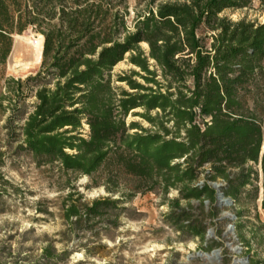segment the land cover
Here are the masks:
<instances>
[{
  "label": "trees",
  "instance_id": "obj_1",
  "mask_svg": "<svg viewBox=\"0 0 264 264\" xmlns=\"http://www.w3.org/2000/svg\"><path fill=\"white\" fill-rule=\"evenodd\" d=\"M155 3L137 13L131 29L127 0H0V63L12 50L14 32L35 26L43 36L41 69L24 80L9 77L5 86L16 98L13 112L34 91L32 110L22 113L19 146L38 166L56 165L68 176L59 204L67 236H99L117 227L128 203L158 186L163 194L179 192L170 201L169 223L206 239L203 202L214 205L216 190L196 181L207 164V180L224 179L226 196L236 200L257 176L246 164L260 161L264 208V22L220 15L252 0ZM127 54L139 70L118 76L129 90L116 89L110 71ZM139 107L144 112L137 115L155 131L126 122ZM155 109L162 114L152 115ZM14 119H7L9 126ZM96 173L106 174L110 195L87 200L69 176ZM193 199L200 216L191 214ZM217 214L211 207L207 215ZM239 237L251 246L241 226ZM71 253L49 243L41 264L62 263Z\"/></svg>",
  "mask_w": 264,
  "mask_h": 264
},
{
  "label": "rangeland",
  "instance_id": "obj_2",
  "mask_svg": "<svg viewBox=\"0 0 264 264\" xmlns=\"http://www.w3.org/2000/svg\"><path fill=\"white\" fill-rule=\"evenodd\" d=\"M150 1L127 0L126 19L131 29L137 13H146ZM161 1L173 0H156V3ZM220 15L227 16L232 21L245 18L263 23L264 0H252L248 7L225 10ZM15 34H25L32 40V46L21 52V59L28 58L35 51L34 46L37 47L42 39V33L35 26H28L22 33L14 32L13 39ZM141 47L147 48V44L142 43ZM9 56L5 63H0V102L3 105L0 108V190L3 191L0 200V264H41L42 248L49 243L55 245L58 251L66 248L72 251L67 260L58 264H233L237 256L248 255L253 256L257 264H264L263 173L260 161L246 164V167L251 166L257 172V176L252 178V184L243 190L239 198L234 200V205L218 207L209 203L207 208L203 202L207 230L213 229L210 238L202 240L188 232H180L171 225L166 215L171 210L170 201L178 197L179 192L176 188H170L168 193L163 194L158 186L152 191L137 194L128 203L130 210L120 217L117 227L108 231L102 229L99 236H95L93 232H88L82 237L64 234L66 226L61 218L59 204L60 198L68 192V176L61 174L56 165L38 166L32 155L20 148L19 126L25 118L22 113L32 110L34 91L21 102L22 108L13 112V102L16 98L5 86L9 77L24 80L28 76H34L41 69L42 60L32 69L23 71L9 66ZM134 70L139 68L129 61L127 54L110 71L113 86L116 89L121 87L129 90L125 82L118 80V76ZM134 78L145 83L138 76ZM157 78L161 76L158 75ZM140 112H144L142 107L131 110L126 122L129 124L136 121L155 131L153 125L137 115ZM151 114L161 115L162 112L155 109ZM9 117L15 118L10 126L7 123ZM168 125L171 127V123ZM134 131L135 129L129 130L130 133ZM209 169L208 164L203 167L204 172L199 174L197 185L210 181L206 177ZM232 172L237 173L238 169H233ZM69 177L71 184L77 186L87 200L110 195L106 190L105 173H96L94 177L74 174ZM215 182L222 183L224 187L227 184L222 178L216 179ZM117 188L125 189V183L119 182ZM118 196L119 194L115 195ZM180 203L186 207L188 202L181 200ZM191 203L194 205L191 209L193 217L200 216L201 210L197 208L199 201L193 199ZM211 207L218 212L215 218L207 215ZM39 208L47 211L39 212ZM222 211H229L235 214L236 218L217 220ZM230 224L235 226L237 241H234L228 229ZM239 226L242 234L251 243L249 248L239 237ZM254 234L256 236H253ZM236 245L243 247L240 254L231 250L232 247L235 249ZM214 249H220L218 257L204 259L197 256L200 251L211 253ZM87 250L91 252L88 253Z\"/></svg>",
  "mask_w": 264,
  "mask_h": 264
},
{
  "label": "water",
  "instance_id": "obj_3",
  "mask_svg": "<svg viewBox=\"0 0 264 264\" xmlns=\"http://www.w3.org/2000/svg\"><path fill=\"white\" fill-rule=\"evenodd\" d=\"M9 58H10V56H9ZM208 183H209V185H211L216 190V203H215L216 206L222 207V205H225L227 207H230V206L234 205V199L230 196H226V194L223 190L224 185L222 183H218L215 181H209ZM204 202H205L206 207L208 208L210 201L205 200ZM224 218H229L231 220H234L236 218V215L232 214L229 211H222L220 217H218L217 220H222ZM228 229L232 233L234 241H237L238 238H237V235L235 234V231H234L235 226L233 224H230L228 226ZM212 235H213V229H208L205 238L206 239L210 238ZM230 244H228V245H230ZM234 250L237 254H240L243 250V247H241L240 245H236ZM219 254H220V249H214L211 251V253L200 251L197 253V256L204 258V259H209L212 257H218ZM237 261H241L242 264H249V257L248 256H246V257L237 256L235 258L233 264H236Z\"/></svg>",
  "mask_w": 264,
  "mask_h": 264
},
{
  "label": "bare ground",
  "instance_id": "obj_4",
  "mask_svg": "<svg viewBox=\"0 0 264 264\" xmlns=\"http://www.w3.org/2000/svg\"><path fill=\"white\" fill-rule=\"evenodd\" d=\"M36 41V40H35ZM38 41V39H37ZM39 43V42H38ZM29 46H32L31 37L25 34H15L12 52L9 58V66L11 68H20L23 71H28L32 69L35 65L39 64L42 60V51H43V36L38 44L35 47V51L26 59H21L20 54L26 50ZM33 48V47H32ZM32 52V51H31ZM32 54H34L32 56ZM233 251H235L232 247ZM211 259V258H209ZM236 264H242L241 261H237Z\"/></svg>",
  "mask_w": 264,
  "mask_h": 264
}]
</instances>
